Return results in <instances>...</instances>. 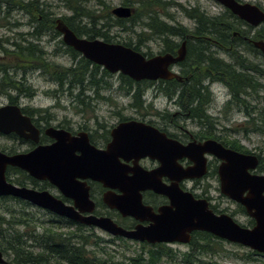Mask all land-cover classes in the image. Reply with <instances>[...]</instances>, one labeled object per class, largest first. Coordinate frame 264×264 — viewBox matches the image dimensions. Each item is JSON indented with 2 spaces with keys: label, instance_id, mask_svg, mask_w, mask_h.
Masks as SVG:
<instances>
[{
  "label": "flooded vegetation",
  "instance_id": "1",
  "mask_svg": "<svg viewBox=\"0 0 264 264\" xmlns=\"http://www.w3.org/2000/svg\"><path fill=\"white\" fill-rule=\"evenodd\" d=\"M237 1L243 2L242 0ZM122 3L118 6H129ZM52 8L56 11L58 7L48 2L45 7L38 6L33 8L36 13L33 19L36 22L33 23L34 21L29 19L32 22L29 23V26L34 24L33 30L29 34H23L16 30V28L22 25L19 20L7 22L11 20L12 12L19 11L23 13V9L13 3L10 7H6V5L5 7H1L0 17L2 19H0V30L3 31L4 35H0V51H2L0 58L3 59V53L7 56L9 53H13L18 46H23V44L27 43L35 44L32 40L24 42L26 36H30L31 39L38 41H41L42 37L48 36L50 40H54L56 46H65L62 34L57 30V21L59 20L77 38L105 41L102 37L89 39L82 27L66 24L62 19L63 16L56 17L55 11ZM65 10L69 11L66 8ZM41 11L45 12L46 16L40 13ZM225 11L226 9L224 8ZM202 12L208 14L204 11ZM111 16L115 18L112 13ZM3 18L7 21H4ZM49 18H55L52 29L49 28L50 26L40 28L44 23L43 21ZM187 18L192 20L189 17ZM110 24L111 22L106 27L108 29H105L112 36L109 40H118V33L115 32L116 34H113L114 26L111 27ZM182 27L187 32H192L196 27V23H193L191 29L185 26ZM98 29V27L94 28V30L100 31L103 34L104 31ZM53 36H56V38ZM173 38L175 40H161V49L155 54L150 51L151 55L146 57L150 58L155 55L164 54L177 56L178 49L182 43H185L184 59L168 66V70L175 74L177 78L169 80L157 79L153 81L142 80L138 82L132 80L138 85H144L147 88L145 92H151L154 95V99L162 94L167 100L165 104L147 101L146 98H144L145 101L142 103L134 101L127 103L110 101L100 103L98 106L95 104V107L91 102L88 108H81L82 119L79 121L72 119L56 121L53 117L41 116L40 112L36 113L34 112L35 109L30 110L26 105L22 104L23 92L20 88L0 87V101H2L0 102V107L18 106L21 114L28 117L31 125H33L32 131H22L23 136H18L15 133L8 135L0 134V136L11 140V143L16 145L3 146L2 152L4 154L8 156L27 154L37 148L52 147L60 154H56L57 156L66 153L71 159V157L75 158L81 155V151L78 149L82 146L87 147L85 144L87 142L91 149L99 151L103 155L98 161L99 169L104 174L101 181L75 176L74 173L80 175H84L85 173L78 166L74 167L73 170L68 165V162L65 165L62 159L61 161H56V167L53 171L55 173L54 180L58 181V184L62 187L49 179L31 177L27 171L12 166L6 167V181L17 187H25L38 193L46 192L63 207L71 209L79 218L94 217L96 219H107L125 232L147 233L148 231L155 230L157 237L164 235L171 237L173 235L171 229L175 227L172 217L174 218L176 215L177 209L167 195L159 193L152 188L134 193V173L141 172L147 176L148 185L154 183L160 187H171L175 191L178 188L183 195L189 194L195 201H207L208 208L216 215L227 214L235 218L236 215L244 214L247 224H240L237 220L235 221L243 227L251 228L254 225V220L246 215L244 208L221 193L219 170L226 163L225 160L218 158L213 152H210L209 146L207 147L204 144L207 141H211L215 143L210 145L211 149L217 148L216 145L219 144L227 150L254 155L258 160V165L251 173L258 175L264 172L259 169L260 156L262 155L260 151L255 152L244 149L240 145L239 140L231 139L230 134L232 130L223 124L224 121L220 120V118H224L228 121L226 113L232 107H246L245 97L251 95L249 92L253 90L246 91V93L240 91L236 96L232 90V87L237 89L245 83L246 74L251 75L255 81L261 83L260 79L263 77V71L257 63H254L249 58L250 56L257 57L261 54L258 50L259 54L248 50V45L253 47L251 44L252 38H247L246 36L236 40H216L206 37L198 39L192 33H184L177 34ZM172 40L177 42L178 45L177 47L168 48L166 43H170ZM226 43H239L241 48L235 46L233 48L223 47ZM5 46H10V50L6 49ZM232 51L238 52L235 58L231 55ZM247 59L254 65L253 67H256L257 71L247 69ZM200 60L202 63L199 66ZM226 68L227 70L230 68L235 70V76L231 77L226 72ZM116 75L119 83L120 74L117 73ZM240 76H243V79L239 78ZM110 86V83L106 82L104 86L101 85V89L105 90ZM117 89H120L119 85ZM260 89L262 87L258 88V91ZM253 92L256 93V91ZM123 94L125 98L131 100L130 93ZM102 99L108 101L111 98L102 96ZM86 110L90 111L91 115H87ZM215 111L217 112L216 116L213 114ZM129 123L133 125L114 140V130L122 124ZM145 126L155 130L151 142L140 145L141 149L149 148L150 153L147 155L141 152L135 153L134 149L136 148L132 144L133 139L130 141V137H138V134L142 135ZM51 127L64 131V134L58 136L50 135L48 132ZM253 130L256 131V127ZM59 139H63V142H60ZM185 170H191L192 174H194L193 177L182 178L178 171ZM201 170L203 173L200 174ZM177 192L180 193L179 191ZM180 195L182 194L180 193ZM2 199L12 200L15 203L20 202L23 208L41 212L43 216H46L43 218L47 220V223L40 216L25 214L26 219L31 220L32 226L30 227L25 222L22 223L24 228H26L23 232L24 235L20 238L23 243L27 239L29 241L33 239L27 238V235H25L28 230L33 229V235H37L36 239L39 240L38 236L44 235L45 232L51 230V227H54L49 232L52 236V238L50 237V244L48 246L41 245L40 249H37L39 252L44 249L48 250L49 260L19 264H150V251H165L172 255H180L183 258H187L188 262L191 260V264H194L196 254L199 253L200 235L206 233L194 230L188 234V238L183 235H175L177 239H186V242L178 240L151 242L150 237L156 236L149 233H147L149 234V240L131 239L121 235H112L97 226L86 225L22 199ZM232 204L237 207L238 211L232 210ZM22 212L25 213L23 210ZM35 223H37V228L33 226ZM87 238L89 242L93 243H121L124 247L121 253L135 250L134 247L127 246L128 244H132L139 248L141 254L134 257L124 256L122 261L115 262L112 255L119 254V248H115L110 251L111 253L108 256L105 254L106 252H102L101 255L105 260L101 259L98 262L88 263L86 262L85 255L87 247L85 240ZM93 238L94 240H92ZM31 242L34 246L30 245L27 249H33L38 246L35 241ZM72 247L74 249L78 248L83 252V262H71L61 255V253H64V255L68 254ZM250 251L255 255L264 257V255L253 250ZM55 252L58 253L54 254ZM132 259L137 262H132Z\"/></svg>",
  "mask_w": 264,
  "mask_h": 264
},
{
  "label": "water",
  "instance_id": "2",
  "mask_svg": "<svg viewBox=\"0 0 264 264\" xmlns=\"http://www.w3.org/2000/svg\"><path fill=\"white\" fill-rule=\"evenodd\" d=\"M213 1L229 10L232 15L252 28L264 24V11L255 4L247 2L241 3L237 0ZM111 13L116 18L129 19L133 14V9L129 6H117L111 10ZM57 30L62 34L64 44L78 52L83 58L92 64L102 67L111 74L119 73L135 82L177 78L175 74L168 70V66L182 61L185 56V43H182L178 49L177 56L164 54L146 58L141 52L123 44L107 43L100 39L87 40L85 38H77L61 20L57 21ZM251 44L264 57V39L251 40ZM132 125V123H129L118 126L113 132L114 140ZM32 128L33 125H31L29 118L21 114L18 106L0 107L1 135L15 133L18 136H23V130L32 131ZM144 128L142 135L138 134V137H130V141L133 139L132 144L136 148H133L135 153L141 152L147 155L150 153L149 148L141 149L140 145L151 142L155 130L146 126ZM48 133L52 136H58L63 135L64 131L51 127ZM59 140L63 142V139ZM85 144L88 148L82 146L78 149L81 151V155L75 158L71 157V159L66 153H62V157L57 156L60 154L52 147H41L27 154H16L12 156H8L0 151V197H15L28 201L43 209L53 211L86 225L97 226L112 235H121L140 240H149L151 238V242H170L174 240L186 242V239L181 240L175 238V235H183L188 238L189 233L198 230L264 255V175L251 173L257 167L258 160L254 155L227 150L217 143V148L211 149L210 145L215 144L211 141L205 142L204 145L209 146L210 152H213L218 158L226 162L219 170L221 193L244 208L246 215L254 220V225L251 228L239 225L230 215L214 214L208 208L207 201H195L191 195H183L178 188L175 191L171 187H160L154 183L148 185L147 176L141 172L134 173V193L152 188L159 193L161 192L167 195L177 209L176 215L174 218L172 217L175 227L171 229L173 233L171 237L167 235L157 237L155 230H152L147 233L151 235L155 234L156 237L148 238L149 234L145 232H125L107 219H96L94 217L79 218L71 209L63 207L46 192L38 193L25 187H17L6 181V167L12 166L27 171L31 177L49 179L62 187L53 178L55 175L53 171L56 167V161H61V159L65 162V165L68 162V165L73 170L74 167L78 166L85 173L84 175L74 173L75 176L101 181L104 174L99 169L98 161L103 155L101 152L91 149L87 142ZM178 173L181 174L180 176L182 178L193 177L194 175L191 170L178 171ZM201 173H203L202 170L200 171ZM2 256L0 252V264H6Z\"/></svg>",
  "mask_w": 264,
  "mask_h": 264
},
{
  "label": "trees",
  "instance_id": "3",
  "mask_svg": "<svg viewBox=\"0 0 264 264\" xmlns=\"http://www.w3.org/2000/svg\"><path fill=\"white\" fill-rule=\"evenodd\" d=\"M63 2L66 9L70 11V15H65L62 17V19L65 21L66 24H73L78 25L80 28L82 27L83 30L86 31L87 36L89 39H92L94 37H102L106 42H115V43H121L127 47H130L138 52H141L144 56H150L151 54L149 52H143L141 50V46H144L147 40L153 39L152 37L159 38L160 40H171L174 39L177 34H184V33H192L194 36L198 37V39L211 38L216 40H229V39H239L243 36H246L247 38H252L253 40H261L264 39V29H256L251 33V27L245 24L244 22L240 21L238 18L233 16L228 10H226L223 14L219 15H209L204 14L202 11L199 10L198 7H193L192 9L184 8L182 5L178 4L177 6L181 9V11H184V14L194 20L196 23V27L193 29L192 32H187V30L182 26H170L165 22L162 18L168 17L169 19L172 18V14H169L167 12V9L169 7H172L175 5V3L170 1H164V0H122L123 5H129L133 8V14L129 19H117L113 18L111 16V13L109 11L108 6L105 4L104 0H95L94 4L91 5L88 0H60ZM46 2L48 3V0H45L43 3L44 5H38L40 7H45ZM17 4L20 6L23 11L30 17H32V20L34 23L36 22L33 17L36 16L35 11L33 8V2L31 0H0V8L1 7H10L11 4ZM40 13L43 14L41 11ZM39 14V13H38ZM47 19V18H46ZM54 20L55 18L51 19L49 18L46 21H43L42 27L45 28L49 27L52 29V26H54ZM142 21L143 26L140 29V32L135 34V42H133V39L130 37H127V39L122 40H115L110 41V37L112 38L109 33L106 32L108 28V23L111 22L110 26H114L116 28L121 29L120 31L128 30V28L125 26V23L131 22V23H138ZM240 26L247 27L246 30L241 29ZM99 28L98 30L102 29L104 32L103 34L100 33V31L94 30V28ZM87 28V30H86ZM106 29V30H105ZM150 36H148V34ZM121 38V37H120ZM33 43H27L23 46H18L17 49L13 53L8 54V58L10 60L7 62L0 63V86L1 87H18L21 89V91L27 96L32 97L33 96V90L31 86L26 84V81L23 79L15 80V76H10L9 73L12 69H18L21 68L23 73H27V70H38L41 71L44 75L48 77V79L55 83L57 85V89L54 90V93H57L58 89L59 91H62L63 88L67 83L70 84L71 92L74 89H77V94L75 96V99L77 102L81 104L80 108L85 107L88 108L89 104L91 102H88V100H85V98L92 99L91 96H86L85 92L87 90V87H95L99 90H95L94 94L98 98H102L100 95L101 86L103 83H106L104 81V78L99 79L97 78L98 72L102 71L103 75L106 76L109 75L106 70L102 69L101 67L92 64L90 61L83 58L79 53L74 51L71 47H67L62 45L63 50L62 53L69 55L73 60H76L74 64H72L69 67H63L61 65L57 64H51L50 62H47L45 59L46 53L43 51V49L38 45H32ZM178 43L172 42L166 43V46L168 48L177 47ZM239 47L240 44H224L223 47ZM241 47V46H240ZM248 50L253 51L255 54H259L257 49L255 50L253 47L248 45ZM238 54L237 51H232L231 55L233 58L236 57ZM3 61V60H1ZM15 61V62H13ZM244 61V60H243ZM202 63V61H199V65ZM13 64V65H11ZM252 63L247 59V69L254 71H257L256 67H253ZM226 72L230 74L231 77L235 76V70L230 68ZM243 79V76L239 77ZM100 80L103 81L102 84L100 83ZM130 78L120 75V81H119V90L123 91V93H130L131 94V101L133 102H144L143 96L146 91V87L144 85H138L134 84ZM76 87V88H75ZM262 87L259 91L264 90V84L258 83L255 81L251 75L246 74L245 83L243 85L239 86L237 89L232 87V90L236 96L237 93L240 91L246 93V91L249 92V90L258 91V88ZM105 89V88H103ZM40 112H43L42 110H39ZM81 111V110H79ZM248 113V111H247ZM260 171H264V153L260 156V165H259ZM18 203V202H17ZM20 203V202H19ZM8 214L13 213L11 210H7ZM31 220L26 219L25 215L21 216L20 220L12 219V220H6V218L2 215H0V249L3 252L9 251L10 255L13 256V264H19V263H25V262H39V261H48L49 260V252L48 250H43L40 253L36 255H32V253L27 249L29 246L26 245V242L21 241V237L24 235L23 233H18L15 226L18 224L26 223L31 227L29 224ZM3 226L7 227V230H10L11 233H7L5 229H3ZM50 231L45 232L44 235H40L39 240L36 239L37 235L34 236V230L30 229L26 232L25 235H27V238L32 239L31 241H35L37 247H41V245H49L50 239L52 236L50 235ZM5 233V234H4ZM51 237V238H50ZM36 239V240H35ZM215 239L212 235L208 233H203L200 235V246H199V252H209L208 243H211V241ZM85 243L88 244V238L85 240ZM96 243V242H95ZM26 246V247H25ZM52 251V250H50ZM58 252H55L56 254ZM50 254H52L50 252ZM253 254V253H250ZM58 255V254H57ZM62 256L67 258V260L71 262H83V252L80 251L78 248L72 247L68 254L61 253ZM86 262H93L90 261L89 258L93 255L86 252ZM175 255H172L168 252L162 251V252H155L150 251L149 253V263L155 264L159 260H161L163 257L173 259ZM247 260H250V258H246ZM132 262L136 263L137 261L132 259ZM183 264H191V260L188 262L187 258L182 259Z\"/></svg>",
  "mask_w": 264,
  "mask_h": 264
},
{
  "label": "rangeland",
  "instance_id": "4",
  "mask_svg": "<svg viewBox=\"0 0 264 264\" xmlns=\"http://www.w3.org/2000/svg\"><path fill=\"white\" fill-rule=\"evenodd\" d=\"M33 2L34 7H38L40 4L41 6L44 5L45 0H31ZM91 5L94 4L95 0H88ZM105 4L108 6L109 10L112 8L120 5L122 3V0H104ZM131 1V0H130ZM164 1H170L175 3L172 7H169L167 9V12L169 14H172V18L169 19L168 17H163L162 19L167 22L170 26H185L188 29H191L193 27V20H190L186 17L184 14V11H181V9L177 6L178 4L182 5L184 8L191 9L194 6L198 7L200 11H204L208 13L209 15H219L224 13V8L219 5L216 2H213L211 0H164ZM242 3H252L257 5L260 9L264 11V0H242ZM49 3L53 4V6H57L56 11L54 8H52L55 11L56 17L64 16V15H70L69 11H66L64 8V4L60 0H48ZM47 4V2H46ZM46 9V8H45ZM43 15L46 16L45 12H43ZM0 19H2L0 17ZM10 21H7L5 18H3L4 21L12 22L19 20L21 22V26L16 28L18 32H22L23 34H29L33 30V25L29 26V23H32V19L30 16H28L25 12L20 13L19 11L12 12ZM34 23V22H33ZM125 26L128 28V30L120 31L118 28L114 27L113 34L116 32L118 33L117 39H127V37H130L133 39V42H135V34L140 32L141 27L143 26L142 21L138 23H131L127 22L125 23ZM241 29L246 30L247 27L240 26ZM264 29V24L260 25L258 28H251L250 35L254 32L256 29ZM115 33V34H116ZM3 34V31L0 30V35ZM151 33L148 34L150 36ZM4 35V34H3ZM25 36V35H24ZM33 37V36H31ZM56 38V36H53ZM121 37V38H120ZM153 39L148 40L144 46H141V50L143 52H152L155 54L161 49V40L156 37H152ZM20 39V37H19ZM18 39V40H19ZM32 40L35 44H38L43 51L46 53L45 59L47 62H50L51 64H57L61 65L63 67H69L72 64L76 62V60H73L69 55H66L62 53L63 50L62 46H56V43L54 40H50L48 36L42 37L41 41L31 39L30 36H26L24 39L25 41ZM56 40V39H55ZM176 41H178L176 39ZM24 45V44H23ZM34 45V44H32ZM6 49L10 50V46H5ZM238 48H241L240 46ZM2 51H0V54ZM254 63H257L261 70L263 71L262 79H260V82L264 84V57L263 55H259L257 57H249ZM3 60V61H1ZM10 60L7 55L3 53V59L0 58V63L7 62ZM241 61V60H240ZM15 62V61H13ZM13 65V64H11ZM200 66V65H199ZM97 78L102 79L104 78V81L107 83H110V87L105 90L100 91L101 96H105L107 98H111L110 100L106 101L102 98H98L97 96L93 95L95 90H99L95 87H87L86 90V96L93 97L92 99L85 98V100H88V102H92L94 104H97L98 106L100 103H106V102H121V103H127L131 100L124 97L123 91L117 89L119 83H118V77L116 74H109L106 76H102V71H99ZM10 76H15V80L22 81L23 79L26 81V84L31 86L33 92L32 97H27L24 93L22 96V104L26 105L30 110H34V112H40L39 110L44 111L40 112L39 114L45 115V116H51L56 121H64V120H74L79 121L82 119L81 112L78 109L80 108L81 104L76 101L75 96L77 94V89H74L71 92L72 87H70V84L67 83L62 91H57V93H54L53 91L56 90L58 87L55 83L51 82L46 75H44L41 71L38 70H27V73H23L21 68L18 69H12L9 73ZM1 78V77H0ZM1 81V80H0ZM103 81L100 80V83L102 84ZM101 86V85H100ZM104 86V83L102 84ZM1 87V86H0ZM7 88V87H5ZM76 88V87H75ZM106 88V87H105ZM221 90V89H220ZM225 90V89H224ZM222 91V90H221ZM251 95L245 97L246 101V107L244 108H235L232 107L226 115L228 116L225 120L224 118H220V120L223 122V124L231 129L230 138L231 139H237L240 142V145L247 150L259 152L260 154L264 153V90L263 91H257L256 93L251 91L249 92ZM145 98L147 101H152L156 103H162L165 104L167 100L164 98L162 94H160L155 99L153 98V95L151 92H147L145 94ZM2 102V101H0ZM104 107V106H102ZM87 111V110H86ZM248 111V113H247ZM215 116L217 115V112L215 111L213 113ZM87 115H91L90 111H87ZM257 118V121H256ZM254 119V120H253ZM248 120V121H247ZM54 122V121H53ZM55 123V122H54ZM254 127H256V131H254ZM13 142V141H12ZM14 144L11 143V140L5 139L2 136H0V151L2 152L3 146H13ZM16 146V145H14ZM260 173V172H259ZM264 174V172L260 173ZM16 177V175H15ZM18 177V175H17ZM13 211V213L8 214L7 210ZM22 210L25 212L23 213ZM232 210L238 211L237 207L232 204ZM28 212V213H27ZM25 214H35L36 216H40L41 219H44L45 223H47V220L43 217L41 212H36L34 210L23 208V206L20 205V203H15L12 200H3L0 198V215L4 216L6 220H20L21 216ZM246 216L244 214H239L235 216V220H237L240 224H247ZM43 221V222H44ZM29 224L32 226V222L30 221ZM47 226V224H45ZM33 226L37 228V223H35ZM51 227V226H50ZM15 228L18 230V233H23L26 228L22 224H18L15 226ZM54 227H51V230H53ZM3 229L6 230L7 233H11L10 230H7L6 226H3ZM37 230V229H36ZM35 230V231H36ZM38 231V230H37ZM36 231V232H37ZM94 240V238L92 239ZM27 246H34V244L26 240ZM115 246V247H114ZM127 246L134 247L135 250L133 251H126L124 253H121V250L124 248L121 243H115V244H108L104 242H89L86 247V252L93 255L89 258L90 261L98 262L102 260H105L104 257H102V252H106L107 256L111 253L115 248H119L118 252L119 254H111L115 260L122 261L123 257H130V256H136L138 254H141L139 252V248L137 246H134L132 244H128ZM26 247V246H25ZM209 252L204 253H197L196 259L194 264H264V257L250 254L252 253L249 249L242 247L240 245H235L229 242L221 241V240H215L213 239L211 243H208ZM37 249H40L38 247H35L33 249H28L32 255H36L40 253ZM1 251V249H0ZM2 258L6 261V264H13V256L10 255L9 251L3 252ZM105 256V255H104ZM250 258V260H247L246 258ZM183 257L180 255H175L173 259L163 257L161 260H159L156 264H183L182 262Z\"/></svg>",
  "mask_w": 264,
  "mask_h": 264
},
{
  "label": "bare ground",
  "instance_id": "5",
  "mask_svg": "<svg viewBox=\"0 0 264 264\" xmlns=\"http://www.w3.org/2000/svg\"><path fill=\"white\" fill-rule=\"evenodd\" d=\"M242 3V2H241ZM227 10V9H226ZM229 11V10H228ZM230 12V11H229ZM231 13V12H230ZM232 14V13H231ZM234 16V15H233ZM236 17V16H235ZM237 18V17H236ZM241 21V20H240ZM243 22V21H242ZM256 28H258V27H256ZM46 31H48V30H46ZM45 33V32H44ZM132 80V79H131Z\"/></svg>",
  "mask_w": 264,
  "mask_h": 264
}]
</instances>
